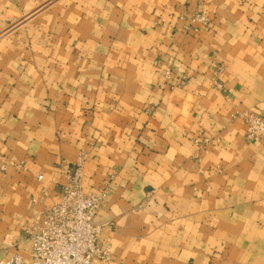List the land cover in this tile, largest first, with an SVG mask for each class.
<instances>
[{
    "label": "crops",
    "instance_id": "1",
    "mask_svg": "<svg viewBox=\"0 0 264 264\" xmlns=\"http://www.w3.org/2000/svg\"><path fill=\"white\" fill-rule=\"evenodd\" d=\"M247 111L264 116V0H0V260H30L81 163L85 193L108 189L103 264H264Z\"/></svg>",
    "mask_w": 264,
    "mask_h": 264
},
{
    "label": "built area",
    "instance_id": "2",
    "mask_svg": "<svg viewBox=\"0 0 264 264\" xmlns=\"http://www.w3.org/2000/svg\"><path fill=\"white\" fill-rule=\"evenodd\" d=\"M194 22L208 26L209 19L198 13ZM219 74H217L218 76ZM219 77V76H218ZM170 80V72L165 73ZM180 86L184 81L180 80ZM218 90L222 83L216 78ZM246 127V139L264 142V116L252 111L239 114ZM42 180V176L38 177ZM83 167L79 163L68 171L61 199L40 216L39 224L29 232L32 244L30 260L15 255L0 264H103L111 260V251L101 244V228L96 218L108 196V189L85 193L82 185Z\"/></svg>",
    "mask_w": 264,
    "mask_h": 264
}]
</instances>
